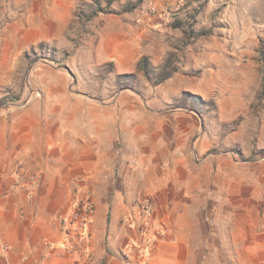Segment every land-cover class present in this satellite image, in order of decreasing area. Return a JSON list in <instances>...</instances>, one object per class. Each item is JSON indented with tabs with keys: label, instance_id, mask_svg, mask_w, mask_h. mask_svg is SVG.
Listing matches in <instances>:
<instances>
[{
	"label": "rangeland",
	"instance_id": "obj_1",
	"mask_svg": "<svg viewBox=\"0 0 264 264\" xmlns=\"http://www.w3.org/2000/svg\"><path fill=\"white\" fill-rule=\"evenodd\" d=\"M135 3L147 17L132 69L79 53L95 37L91 44L78 33L67 44L29 45L7 34L1 21L0 123L7 112L46 111L39 120L46 150L55 140L74 144L63 147L72 160L75 144H87L81 160L95 170L109 161L112 177L150 190L127 200L121 223L147 200L154 213L193 234L192 264H240L247 252L229 231L246 239L264 229V0H130L126 6ZM148 19L156 26H147ZM143 55L148 73L139 67ZM86 128L94 130L90 140L79 134ZM142 220L138 241H144ZM197 230H205V246Z\"/></svg>",
	"mask_w": 264,
	"mask_h": 264
},
{
	"label": "crops",
	"instance_id": "obj_2",
	"mask_svg": "<svg viewBox=\"0 0 264 264\" xmlns=\"http://www.w3.org/2000/svg\"><path fill=\"white\" fill-rule=\"evenodd\" d=\"M129 1L0 0V22L5 20L7 34L29 45L45 41L67 44L78 33L91 44L88 38L95 37V44L86 45L87 50L79 53L92 51L99 62L112 61L123 69H132V61L142 50L141 25L147 14L142 15L141 5L129 12L122 9ZM108 5L111 11L101 9ZM82 9L90 13V18L81 14ZM148 22L147 26H156L154 20ZM46 115L38 107L7 112L6 121L0 123V264H76L77 257L63 247L60 218L73 200L85 197L95 203L90 264H192L193 234L176 219L169 222L158 212L152 217L153 246L148 257L143 260L133 253L124 258L131 244L141 241L137 227L121 223L120 215L131 206L127 200L150 190L140 192L133 183L112 177L109 161H101L95 170L92 161L81 160L87 144H75L78 160L68 159L69 148H63L74 144L55 140L49 145L53 149L46 150V130L39 122ZM57 115L63 117L62 112ZM14 118L20 121H9ZM79 130L88 140L94 136L93 129ZM32 174L38 175L33 191ZM109 211L113 212L111 219L107 217ZM212 233L221 236L216 228ZM229 233L234 245L247 252L240 264H264V229L252 230L246 239L236 230ZM196 237L205 246V230L201 234L197 230Z\"/></svg>",
	"mask_w": 264,
	"mask_h": 264
},
{
	"label": "built area",
	"instance_id": "obj_3",
	"mask_svg": "<svg viewBox=\"0 0 264 264\" xmlns=\"http://www.w3.org/2000/svg\"><path fill=\"white\" fill-rule=\"evenodd\" d=\"M30 177L32 179L31 190L33 191L38 184V175L32 174ZM153 213V205L146 200L124 218L123 221L129 228L137 227L138 219L143 218L140 223V231L144 238L143 242L131 244L123 254L125 259L133 253L143 260L148 257L153 246L151 238ZM94 215L95 205L89 197L73 200L69 208L61 215L63 247L67 252L77 257L76 264H90L93 250L92 222Z\"/></svg>",
	"mask_w": 264,
	"mask_h": 264
},
{
	"label": "trees",
	"instance_id": "obj_4",
	"mask_svg": "<svg viewBox=\"0 0 264 264\" xmlns=\"http://www.w3.org/2000/svg\"><path fill=\"white\" fill-rule=\"evenodd\" d=\"M138 6V3L132 4L130 6H126V8L124 9L125 11L129 12L132 11L134 8H136ZM139 67L144 69L146 73L149 72V64H148V60L147 57L145 55H143L141 57V59L139 60ZM169 74H165L161 76V80H164ZM135 77L134 74H122L120 75V77ZM262 88L264 90V76H263V84H262Z\"/></svg>",
	"mask_w": 264,
	"mask_h": 264
}]
</instances>
